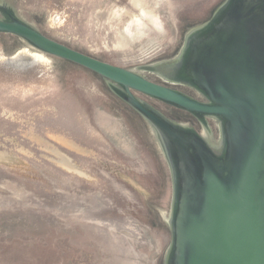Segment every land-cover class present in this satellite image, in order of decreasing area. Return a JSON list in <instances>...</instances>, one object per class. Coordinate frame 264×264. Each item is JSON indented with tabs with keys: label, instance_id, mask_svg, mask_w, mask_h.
<instances>
[{
	"label": "water",
	"instance_id": "water-1",
	"mask_svg": "<svg viewBox=\"0 0 264 264\" xmlns=\"http://www.w3.org/2000/svg\"><path fill=\"white\" fill-rule=\"evenodd\" d=\"M0 5L15 10L0 46L15 35L51 64L0 82V148L116 137L143 157L163 236L150 264H264V0Z\"/></svg>",
	"mask_w": 264,
	"mask_h": 264
},
{
	"label": "rangeland",
	"instance_id": "rangeland-1",
	"mask_svg": "<svg viewBox=\"0 0 264 264\" xmlns=\"http://www.w3.org/2000/svg\"><path fill=\"white\" fill-rule=\"evenodd\" d=\"M0 148V264H150L163 243L143 157L116 137Z\"/></svg>",
	"mask_w": 264,
	"mask_h": 264
},
{
	"label": "flooded vegetation",
	"instance_id": "flooded-vegetation-1",
	"mask_svg": "<svg viewBox=\"0 0 264 264\" xmlns=\"http://www.w3.org/2000/svg\"><path fill=\"white\" fill-rule=\"evenodd\" d=\"M3 7H5V5H0V18H3V19L5 18L4 12H6V10L11 9V10L15 11L12 7H9V6L7 7V5H6L7 8L5 7L3 9ZM14 14L17 16V14L15 12H14ZM17 17L20 18L19 16H17ZM20 19L22 21H24L22 18H20ZM24 22L25 23L27 22L28 24H30L32 27H34L36 30H38L40 32V30L37 29L35 26H33L30 22H28V21H24ZM40 33H43V32H40ZM44 34L47 35L46 33H44ZM0 35H7V34H0ZM8 36L15 37L18 42H14L11 44L10 43H5V44L3 43L0 46V82H10V83L20 82V81L28 82V81H33V80H42V79H44V77H47L49 75V70L51 68V64L49 63V61L47 59V54L42 53V52L38 51L37 49H34L29 43H26L25 41H23L22 39H20L19 37L15 36V35L11 34ZM49 38H51V37H49ZM51 39H53V38H51ZM181 53H182V51L176 57H174L173 60H170V62H164L162 65L153 67L154 72H152V73H155V72L157 73V72L161 71L164 73L163 77H165V76L168 77L169 74L171 75V71H169L170 70V67H169L170 63H172V65H173ZM136 72L138 74L140 73L141 75H143L142 71H140V70L136 71ZM156 83H159V82H156ZM159 84H161V83H159ZM162 85L175 89L173 87L172 83L171 84L163 83ZM175 85H181V86L185 87L186 89H188L189 91L193 92V94H191L189 92H187V93L182 92V93H184L186 95L188 94L200 102H207V98L204 95L197 92L196 90L191 88L189 85L178 84V83H176ZM109 88L112 91V93L114 94L110 84H109ZM175 90H177V89H175ZM178 110H180V109H178ZM180 111H182V110H180ZM139 116H141V115H139ZM191 116L198 123H200L193 115H191ZM208 121H213V122L220 125L218 120H216L214 118H208L207 122ZM200 124L202 125L203 128H207L202 123H200ZM157 139L159 142H161L158 135H157ZM61 142L66 143L68 145H74L73 143H70L69 140H62ZM75 147L77 149H79L80 151L85 152L81 147H77V146H75ZM161 147H162V145H161ZM162 150H163V148H162ZM169 170L171 172V169H169ZM171 175H172V172H171ZM172 180H173V178H172ZM172 210L167 215V217L165 218L166 223H167L166 225L170 229V231H171V220L170 219L172 216Z\"/></svg>",
	"mask_w": 264,
	"mask_h": 264
}]
</instances>
